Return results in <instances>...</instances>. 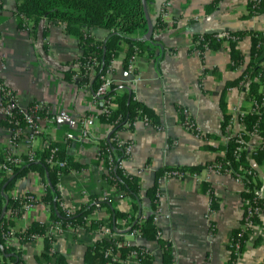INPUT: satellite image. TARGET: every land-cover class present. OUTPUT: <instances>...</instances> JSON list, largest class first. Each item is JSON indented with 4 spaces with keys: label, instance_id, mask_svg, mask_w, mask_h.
Masks as SVG:
<instances>
[{
    "label": "crops",
    "instance_id": "obj_1",
    "mask_svg": "<svg viewBox=\"0 0 264 264\" xmlns=\"http://www.w3.org/2000/svg\"><path fill=\"white\" fill-rule=\"evenodd\" d=\"M249 1L150 0L146 6L151 23L160 18L165 24L153 33L158 40L153 55L136 56L131 75L124 63L128 44L122 42V50L111 62L114 84L130 88L135 98L149 107L160 122V126H155L138 120L132 129L118 132L119 138L130 142L129 154L121 164L125 172L140 177L141 213L146 216L152 213L146 190L152 186L157 170L164 166L189 167L212 162L223 153L220 147L228 138L242 132L240 112L249 108L243 88L227 89L225 100L231 120L223 135L219 102L225 82L238 77L249 60L251 36L245 35L238 41L243 61L234 67L229 65L227 41L202 55L192 49L191 43L194 34L203 32L264 30V13L251 14ZM210 3L212 8L207 11ZM20 22L16 1L2 0L0 80L16 93L21 112H26L32 101H39L47 105L49 113L39 123L32 142H28L30 130H26L25 138L12 150L13 154L26 153L30 147L36 149L48 141L68 142L67 153L87 167L60 177L64 204L75 210L88 196L109 193L116 209L133 211L130 199L104 179L107 165L102 160L96 161L99 140L110 129L98 117V108L92 107L89 84L79 85L63 74L81 55L79 39L66 33L60 23L48 24L42 20L34 31L21 27ZM88 32L98 41L108 34V30L99 27L89 28ZM122 91V88L116 90ZM177 107L187 112L202 137L182 124ZM1 120L0 115V150L3 151L9 148V132ZM247 142L253 151L260 138L250 135ZM250 150L248 159L256 170L259 165L252 159ZM203 183L208 184L215 198L218 205L215 211H210L211 197L208 191L202 190ZM13 188L22 195L31 193L39 197L44 191V180L36 172H30L17 180ZM159 189L156 225L162 239L171 247L174 263L227 264L230 236L241 225L243 215V188L239 182L227 173L212 172L206 167L183 178L169 177L161 182ZM99 218L103 226L98 230L79 228L56 237L53 250L62 255L65 264H82L86 249L100 239L101 231L110 227L105 209ZM11 220V226L20 230L32 221L48 224L49 212L45 205L38 203L19 217L13 215ZM262 221L263 226L252 227L234 264H260L264 260ZM133 243L151 251V264H162L156 241L139 237ZM43 251L41 237L25 242L22 246L25 264H43ZM121 264L139 263L134 257H128Z\"/></svg>",
    "mask_w": 264,
    "mask_h": 264
},
{
    "label": "trees",
    "instance_id": "obj_2",
    "mask_svg": "<svg viewBox=\"0 0 264 264\" xmlns=\"http://www.w3.org/2000/svg\"><path fill=\"white\" fill-rule=\"evenodd\" d=\"M2 0H0L1 3ZM16 13L21 17H26L30 22V29L36 30L39 23L45 20L48 24H63L66 33L76 36L79 39L81 55L74 59L69 68L63 72L64 77L72 81V76L79 72L81 76H87L89 68L87 65L95 61L94 74L90 78L89 86L91 91L94 92L99 85V78L105 74L109 69L112 60L122 50V42L128 44L124 63L126 66L127 60L134 52L138 50V55L147 53L153 55L154 46H156L157 39L154 38V31L157 28L163 27L165 24L158 18L154 23H150L152 27V34L149 38L146 37L149 29V20L146 16L147 10L143 5L142 0H15ZM150 0H145L147 3ZM218 2V0H216ZM214 3V2H213ZM207 5L206 10L212 8V4ZM1 5V4H0ZM250 13L262 14L264 13V0L256 1L250 0L248 2ZM92 27H99L108 30V34L103 40H96L88 29ZM228 33V38H219V32H203L194 34L193 39L202 38L201 42L206 43L210 50H216L220 47L223 40L227 41L229 50V65L231 67L239 66L243 61V55L237 47V43L245 35H250L252 38V45L250 47L249 60L241 72V74L233 80L225 82L224 89L220 96L219 106L222 112V119L220 123V133L226 134L231 120V114L228 112L227 102L225 96L227 89L231 87H241L243 83L248 80L249 76H259L261 83L264 84V34L260 31H225ZM138 35V38L132 37ZM262 35V36H261ZM77 67V69L74 68ZM249 75V76H248ZM77 84L82 82L77 81ZM248 93L246 98L256 94L257 85L249 82ZM123 89L121 93H117V89ZM114 94L113 107L109 108L107 113H100L98 117L105 123L112 124V128L107 136L99 140L98 153L96 161L102 160L108 167L107 173L104 174L106 182L124 193L132 204V212L137 211V216L141 213V190H140V177L135 174L125 172L119 166L120 162L127 156L123 145H118L116 135L121 130L132 129L134 123L139 119H147L149 123L160 126V122L156 114L147 107L143 102L138 101L132 90L125 86H117L112 84L109 92L103 96ZM32 103V102H31ZM179 118L184 120L183 108L177 107ZM49 111L42 112V115L47 118ZM246 131L256 129L260 137V144L252 153V159L261 165L264 162V111L258 115L255 113L247 114L243 118ZM25 115L18 108L13 111L10 117H4L1 120L2 126L6 129L25 127ZM243 138L247 140V134L241 133V136H230L227 142L220 147L223 151L221 155L216 156L214 161L208 162L204 165L194 166H164L157 170L154 174V181L150 188L146 190V196L150 200L151 209L154 210L158 206V198L156 190L159 185V178L164 172L178 171L184 176L186 174H194L199 170L208 167L209 165L216 164L220 169H231V176L238 175L244 176V189L241 191L242 201L248 200L249 205L252 207H259L264 210V200L257 196L256 192L260 189L261 181L257 180L252 174L246 173L244 170H252L254 174L256 171L251 167L248 159V152L242 151L237 157L236 150L239 146V140ZM45 140V139H44ZM126 143H130L126 141ZM69 143L48 141L44 142L39 148L33 152V156L26 152L20 155H9L6 150H0V164H5L11 169V172H5L0 169V264H25L22 257V250H17L13 246H9L5 242V232L9 230L12 225V220H7L5 215L7 212L11 216H21L24 212L22 204L27 201V198L15 199L9 196V191L14 187L17 180L25 177L30 172H36L45 182V189L40 195V200L49 207V221L59 222L61 227L71 228L77 230L79 228H86L88 230H98L103 226L102 218H91L86 220L96 206L93 203L98 201L100 207H103L109 220L110 231L113 232L121 227L120 219H132L133 213L125 212L116 209L111 197H106L104 200H98L97 195L88 196L87 200L80 205L77 209L68 213L61 205L62 195L59 191V179L62 175H67L75 171H81L87 167L86 163L76 161L72 156L67 153ZM18 157V163H10L7 157ZM111 156V160L109 159ZM62 163V164H60ZM202 190L208 191L210 194V210L215 211L218 205L215 198L211 193L208 184H202ZM31 193H26L29 195ZM248 205L243 204V215H246V208ZM252 225L245 226L243 216L240 220L241 225L232 231L230 239L233 242H238L240 251L243 250L247 235L255 225L263 226L262 218L253 214L251 216ZM136 218L133 220L132 227H137L140 230V235L148 241H156L161 249L162 264H171L173 262V254L169 243L162 239L157 238L158 227L153 221L152 214L147 215L142 224L135 223ZM131 227V228H132ZM22 237L23 243L32 241L33 235H38L43 239L44 251L41 257L45 260H56L61 264H65V260L61 254L56 251H49L52 248L53 238L48 233L47 225L43 222L32 221L26 228L16 233ZM109 246L108 240L97 239L93 245L89 246L84 254L82 264H110L111 260L104 256V251ZM136 250L139 254V264H151L153 255L139 247L133 246H120V259L124 260L128 257L131 250ZM232 250L229 255L228 263L235 262L238 256L233 252L232 246H228ZM119 264L118 261L112 262ZM264 264V260L262 263Z\"/></svg>",
    "mask_w": 264,
    "mask_h": 264
},
{
    "label": "built area",
    "instance_id": "obj_3",
    "mask_svg": "<svg viewBox=\"0 0 264 264\" xmlns=\"http://www.w3.org/2000/svg\"><path fill=\"white\" fill-rule=\"evenodd\" d=\"M256 1H260V0H256ZM22 18H23V20H22L23 25H25L26 30H30L29 20L26 17H22ZM218 37L219 38H224V37L228 38L229 36H228V33H226L224 30H222L219 32ZM201 40H202L201 37L198 39H193L192 43H191V47L195 52L202 55L204 52L209 51L210 49L208 48L207 44L202 43ZM223 41H225V40H223ZM136 56H138V50H134V52L131 54V56L129 57V59L127 60V63H126V69L131 75H133V73H134L133 66H134V61H135ZM94 64H96L95 61H93L87 65V68H89V72L87 73V76L86 75L81 76V74L79 72H76L72 76V81L75 83L77 81L82 82L81 85H83V86L88 85L90 82V78L94 74V69H93ZM74 68L77 69L76 66H74ZM99 80H100L99 85L97 86L95 91L91 93V103H92V107L98 108L99 114L100 113L103 114V113H107L109 108L110 107L112 108L114 105L113 104V99L115 97L114 94L103 97L109 92L112 84L114 83L113 79L111 78V69H109L105 74L101 75ZM246 83H247V81L245 83H243L241 88H245ZM17 102H18V100H17L16 93L12 89L5 86L4 83L0 80V115L2 116V118L10 117L13 115V111L16 108H18ZM47 111H48V108H47V105L45 103L39 102V101H32V103H30V105L28 107V110L26 112H24L25 121L27 122L26 126L24 128L23 127H17V128L7 129L9 132V137H8L9 148L6 151L9 153V155H13L12 150L21 142V140L23 138H25L24 136L26 134V130H30L29 131L30 133H28L29 136H28L27 140H28V142H32L34 134L37 133V131L39 129V123L44 119L42 112L46 113ZM263 111H264V98H262L261 100H259L257 98L252 99L251 100V109L248 111L246 110V111L240 112L242 132H239L235 135L241 136V133H244V134H247V136L256 135L259 137L256 129H254V128L252 129V131H246L243 118L247 114H250V113H255V114L260 115ZM183 114H184V120L181 121L182 124L188 130L193 131L197 135L202 137L203 134L195 128L194 123L189 118V116L185 110L183 111ZM139 120H142L146 123H149V121L147 119H139ZM106 124L108 125L109 129L111 130L112 124H110V123H106ZM110 130H109V132H110ZM116 138H117L116 141H117L118 145H123L124 150H125V154L128 155L129 151H130V143H126V141L119 138L118 133L116 135ZM259 144H260V142H258L257 147L259 146ZM34 150L35 149H33V147H30L28 149L27 153L30 155V157L33 156ZM248 150L252 151V146H250V144H248L247 140L240 138L239 146L237 147V150H236V156L238 157L242 151L248 152ZM253 150H254V148H253ZM109 159L111 160V156H109ZM7 161H9L10 163H18L19 158L18 157L12 158L11 156H8ZM121 163H122V161L120 162L119 166L122 167ZM60 164H62V163H60ZM251 167L254 170V167L252 165H251ZM207 168L210 171L216 172V173H227V174L231 175V172H232L231 169H225L224 171H222L220 169V166L216 165V164L209 165ZM0 169L5 170V172H11V169L9 167H7V165H5V164H0ZM107 169H108V167H107ZM244 171L248 174L255 175L254 172L250 169L244 170ZM169 177L183 178L184 174H182L178 171L164 172L163 175L159 178V185H158V188L156 190V195H157L158 199H159V194H160L159 193L160 184L162 181H164L165 179H167ZM233 178L236 179V181L239 182V184L244 189V187H245L244 176L238 175V176L233 177ZM58 187H59V184H58ZM44 189H45V182H44ZM59 191H60V188H59ZM8 194H9V196H11L12 198H15V199L27 198V201L22 204V208L24 210L29 209L38 203L45 205L44 203L39 201L40 196L38 197V196H35L33 194H29V195L23 194L22 195V194L18 193V191H14V188H12ZM256 194L258 197H260L259 191H257ZM106 197H109V193L100 195L98 197V200H104ZM93 203L96 206V210H94L88 217H86V220H90L91 218H99V214L102 212V210H104L103 207L99 206L97 200H95ZM243 204H246L248 206L246 208V215H242L243 219H244V224L241 225L242 228H245V226L252 225V221L250 218L253 214H256L257 216H259L260 218H262L264 220V210L260 209L259 207H252L251 205H249L248 200L242 201V206H243ZM61 205L68 213H71L72 211H74L71 208H68L64 204L63 198L61 200ZM46 207H47L48 212H49V207L48 206H46ZM243 212H244V210H243ZM131 213H133L134 218H132V219H129V218L128 219H120L119 220L120 221L119 223L121 224L120 228H117L116 230L111 232L110 227H109L108 229L101 231V233H100V236H99L100 239L108 240L109 246H107V248L105 249L104 256L108 257L111 260L110 264H113L112 262H116V261H118L119 264H121V262L123 261L120 259V251H119L120 246L139 247V248L143 249L144 251H147L150 254H152L151 251L149 249H147L146 247L139 246V245H136L133 243L134 239L141 237L139 228L132 227L133 220L136 218L135 223L137 225H140V224H142L146 215L144 213H142L139 216H137V211L136 212L131 211ZM151 214L153 216L154 223L157 224L158 216H159L158 215V206L156 209L152 210ZM5 218L7 220H9V219H12V216L10 215L9 212H7L5 215ZM46 225L48 228V233L53 238V242L56 239V237L62 235L64 232H66V231L74 232L75 231L71 228H66V229L62 228L59 222L48 221V224H46ZM21 230L22 229L16 230L13 226H9V230L3 234L5 236L6 244L9 246H13L17 250L18 249L22 250V246L24 244L23 242H21L22 237L16 234V233L20 232ZM32 237H33L32 240L39 238L38 235H33ZM156 237L162 238V234H161L160 229L157 232ZM228 246H232L233 252L236 256L240 255L241 251H240V245L238 242H233V240L230 239ZM159 249H160V247H159ZM49 251H53V243H52V248ZM231 252H232V250H229V255L231 254ZM128 257H134L137 261H139V258H138L139 254L134 249L131 250ZM127 258H125V259H127ZM234 263L235 262H232L231 264H234ZM43 264H61V263L56 261V260H51V261L44 260ZM171 264H175L174 260ZM227 264H230V263H227Z\"/></svg>",
    "mask_w": 264,
    "mask_h": 264
},
{
    "label": "rangeland",
    "instance_id": "obj_4",
    "mask_svg": "<svg viewBox=\"0 0 264 264\" xmlns=\"http://www.w3.org/2000/svg\"><path fill=\"white\" fill-rule=\"evenodd\" d=\"M260 32H262L264 34V30H262ZM249 82L255 83L257 85V92H256V94L247 98V100L249 101V108L247 109V111L251 109V100L252 99L257 98V99L261 100L262 98H264V84L261 83V80H260L259 76H257V75L248 77L247 83L245 84V88H243V90L245 92V98H246V94L249 91V89H248ZM255 171H256V174L254 177L257 180L261 181L260 189H258L259 196H260V198H263V200H264V162L261 165L257 166Z\"/></svg>",
    "mask_w": 264,
    "mask_h": 264
},
{
    "label": "water",
    "instance_id": "obj_5",
    "mask_svg": "<svg viewBox=\"0 0 264 264\" xmlns=\"http://www.w3.org/2000/svg\"><path fill=\"white\" fill-rule=\"evenodd\" d=\"M142 2H143V5H144V7L146 8V10H147V6H146V3H145V0H142ZM146 16H147V18H148V20H149V29H148V33L146 34V37L147 38H149L150 36H151V34H152V27H151V21H150V19H149V17H148V13H146Z\"/></svg>",
    "mask_w": 264,
    "mask_h": 264
}]
</instances>
